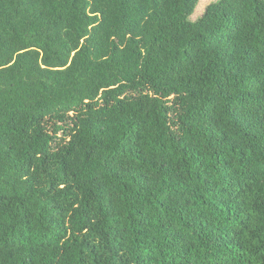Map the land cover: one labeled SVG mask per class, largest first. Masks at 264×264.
Listing matches in <instances>:
<instances>
[{"label": "trees", "instance_id": "obj_1", "mask_svg": "<svg viewBox=\"0 0 264 264\" xmlns=\"http://www.w3.org/2000/svg\"><path fill=\"white\" fill-rule=\"evenodd\" d=\"M0 0V264H264V0Z\"/></svg>", "mask_w": 264, "mask_h": 264}, {"label": "rangeland", "instance_id": "obj_2", "mask_svg": "<svg viewBox=\"0 0 264 264\" xmlns=\"http://www.w3.org/2000/svg\"><path fill=\"white\" fill-rule=\"evenodd\" d=\"M218 1L219 0H200L199 5L194 15L192 16L191 20L197 21L199 18L202 17V15L205 13V10L210 4L218 2Z\"/></svg>", "mask_w": 264, "mask_h": 264}]
</instances>
